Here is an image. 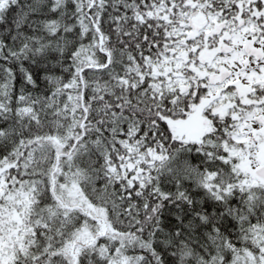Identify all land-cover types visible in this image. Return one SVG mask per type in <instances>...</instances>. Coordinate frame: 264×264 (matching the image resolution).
Returning <instances> with one entry per match:
<instances>
[{"label":"snow or ice","instance_id":"1","mask_svg":"<svg viewBox=\"0 0 264 264\" xmlns=\"http://www.w3.org/2000/svg\"><path fill=\"white\" fill-rule=\"evenodd\" d=\"M0 264H264V0H0Z\"/></svg>","mask_w":264,"mask_h":264}]
</instances>
